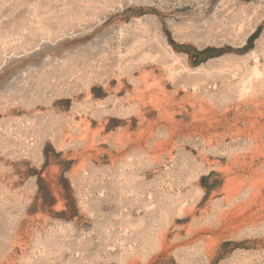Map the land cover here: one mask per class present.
<instances>
[{"label": "rangeland", "instance_id": "obj_1", "mask_svg": "<svg viewBox=\"0 0 264 264\" xmlns=\"http://www.w3.org/2000/svg\"><path fill=\"white\" fill-rule=\"evenodd\" d=\"M0 264H264V0H0Z\"/></svg>", "mask_w": 264, "mask_h": 264}]
</instances>
